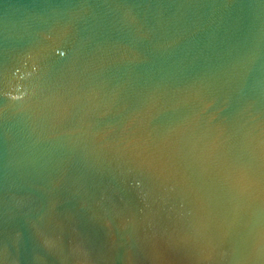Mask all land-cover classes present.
Returning <instances> with one entry per match:
<instances>
[{
  "label": "water",
  "instance_id": "obj_1",
  "mask_svg": "<svg viewBox=\"0 0 264 264\" xmlns=\"http://www.w3.org/2000/svg\"><path fill=\"white\" fill-rule=\"evenodd\" d=\"M0 264H264V0H0Z\"/></svg>",
  "mask_w": 264,
  "mask_h": 264
}]
</instances>
